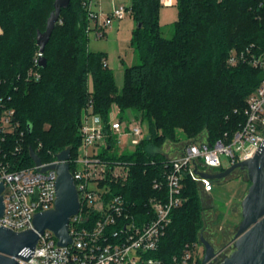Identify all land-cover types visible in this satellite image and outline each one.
<instances>
[{"label":"trees","instance_id":"trees-1","mask_svg":"<svg viewBox=\"0 0 264 264\" xmlns=\"http://www.w3.org/2000/svg\"><path fill=\"white\" fill-rule=\"evenodd\" d=\"M53 1L0 0V87L10 97L24 130L26 164H31L30 150L42 162L52 161L65 149L74 159L81 111L88 101L104 120L112 105H117L121 115L139 113L150 125L135 151L120 158L132 163L122 191L143 206L154 194L151 182L161 179L167 159L156 149L167 141H179L177 128L193 139L189 143L213 144L228 139L243 122L245 100L263 73L245 65L230 67L226 59L232 48L251 43L264 52V9L256 0H177L170 39L161 34L158 0H130V14L141 23L130 40L140 63L124 69L120 91L105 54L88 49L89 0H70L61 10L43 52L46 68H37L39 80H25L38 48L36 31L46 26ZM27 124L32 125L30 134ZM201 135L205 139H198ZM203 194L196 182L184 179L185 201L172 211L171 223L153 256L172 264L186 244L203 236Z\"/></svg>","mask_w":264,"mask_h":264},{"label":"built area","instance_id":"built-area-1","mask_svg":"<svg viewBox=\"0 0 264 264\" xmlns=\"http://www.w3.org/2000/svg\"><path fill=\"white\" fill-rule=\"evenodd\" d=\"M159 2L162 0H158ZM264 9V0H256ZM89 20L96 22L97 14L87 6ZM130 14L127 6H114L104 23L98 28L110 25L112 19L123 20ZM2 29L0 28V35ZM38 52L33 60L36 70L27 77L39 80ZM227 65L249 66L263 73L258 86L245 100L241 111L244 117L239 128L225 140L213 144L197 141L187 144L179 154L167 157L160 178H154L151 188L154 194L143 206L127 198L122 187L131 175L132 163L120 160L126 155H108L114 142L119 147L123 137L131 136L130 153L145 138L140 123L122 119L120 109L112 105L106 119L94 113L91 100L81 111L80 143L76 157H70L69 170L75 185L79 210L71 216L68 234L71 239L66 246H59L52 231L46 229L39 234L35 249L28 260L18 259L19 264H165L153 256L171 223V213L185 201L184 179L189 177L202 191H212V180L203 174H215L221 168V156L228 157L231 165L252 158L264 140V52L254 43L242 48H232L226 59ZM88 92H92L88 81ZM24 130L16 119L10 97L0 87V182L4 213L0 225L13 231L32 228L35 214L51 210L56 199L55 169L43 171L46 166L59 163L52 161L36 165L24 158ZM104 151L100 152V143ZM40 147V145H39ZM94 147H97L93 150ZM36 153V152H35ZM37 154V153H36ZM152 165L155 163L152 162ZM71 165L80 169L71 171ZM197 243L184 246L180 256L173 257L172 264H198L194 249Z\"/></svg>","mask_w":264,"mask_h":264},{"label":"water","instance_id":"water-1","mask_svg":"<svg viewBox=\"0 0 264 264\" xmlns=\"http://www.w3.org/2000/svg\"><path fill=\"white\" fill-rule=\"evenodd\" d=\"M69 3L70 0H54L45 29L36 31L35 42L41 54L38 67L41 69L47 66V60L43 56L45 46L59 20L61 10L66 9ZM137 28H141V23L137 24ZM27 132H32L31 124H27ZM30 157L36 165L41 164L33 150H30ZM70 157V150L65 149L56 155L59 163L42 169H55L57 173L56 199L51 210L35 214L33 227L27 230L17 232L0 225V264H19L18 259L28 260L38 242L39 234L46 229L52 231L59 246L70 243L69 219L79 210L77 191L69 170ZM237 169L246 171L250 185L241 202L242 220L233 237L234 250L219 264H264V140L252 158L234 163L219 173L203 174V177L221 180ZM3 189L0 182V218L4 213ZM200 243L204 247L202 264H213L218 254L213 242L200 237Z\"/></svg>","mask_w":264,"mask_h":264},{"label":"rangeland","instance_id":"rangeland-1","mask_svg":"<svg viewBox=\"0 0 264 264\" xmlns=\"http://www.w3.org/2000/svg\"><path fill=\"white\" fill-rule=\"evenodd\" d=\"M114 1V5L112 2ZM130 0H91L92 10L97 13V20L89 22L88 32V49L91 52H101L106 56L108 68H110L114 74L115 84L118 91L121 90L123 79V72L125 68L139 65L140 61L136 50L130 44L133 30L137 26V22L132 14H128L125 19L117 20L112 19L110 25L102 29L103 35L98 36V27L102 25L105 19L112 13L114 6H128ZM159 4V16L158 23L161 29L163 37L170 39L174 33V23L177 20V0H162ZM45 29V25L41 30ZM38 53V48L35 53L32 54V64L25 71L23 77L27 80V77L36 70L33 65V60ZM122 119L129 120L130 123L136 120L140 123L145 137L150 132V125L148 122L143 121L139 113H132L127 111L120 114ZM116 135H113L111 141H116ZM176 137L179 141L172 142L167 141L161 145L159 149L161 153L167 157L178 154V150H182L186 144L193 139L187 138L184 131L180 128L176 129ZM132 137H123L120 141L119 147L112 145V149L109 150L108 155L118 156L121 151L127 153L130 152V142ZM198 139H205L204 135L199 136ZM97 147H94L96 149ZM121 149V151H120ZM104 151V143H100V152ZM77 152L79 150L77 149ZM231 166L230 159L225 156H221V168L215 171L224 170ZM80 169V166H71V171L74 169ZM250 183L247 180L245 170L237 169L233 171L228 177L218 180H212V191L210 193L203 191L202 202L204 205L203 217L204 227L200 234L201 237L207 241H212L213 245L218 252L217 257L213 264H219L224 258L228 257L234 250L233 237L238 230L239 223L241 222V202L247 193ZM202 190V189H201ZM199 236V237H200ZM195 243V242H194ZM196 252L197 259L202 264L204 256V247L200 243V238L197 239Z\"/></svg>","mask_w":264,"mask_h":264},{"label":"crops","instance_id":"crops-1","mask_svg":"<svg viewBox=\"0 0 264 264\" xmlns=\"http://www.w3.org/2000/svg\"><path fill=\"white\" fill-rule=\"evenodd\" d=\"M112 5H114V1L112 2ZM91 8H92V6H91ZM96 14H97V13H96ZM106 64H107V66H108L107 60H106ZM121 81H122V82H121ZM120 82L123 84V79H120V80H119V83H120ZM121 83H120V84H121Z\"/></svg>","mask_w":264,"mask_h":264}]
</instances>
